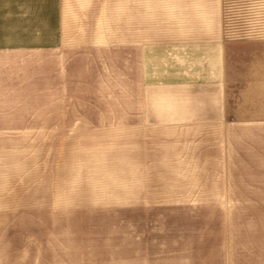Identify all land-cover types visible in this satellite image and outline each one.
Masks as SVG:
<instances>
[{
	"label": "rangeland",
	"instance_id": "rangeland-1",
	"mask_svg": "<svg viewBox=\"0 0 264 264\" xmlns=\"http://www.w3.org/2000/svg\"><path fill=\"white\" fill-rule=\"evenodd\" d=\"M155 2L0 0V264H215L250 228L264 46L225 47L227 115L201 113L154 82L207 60L154 54Z\"/></svg>",
	"mask_w": 264,
	"mask_h": 264
},
{
	"label": "crops",
	"instance_id": "crops-1",
	"mask_svg": "<svg viewBox=\"0 0 264 264\" xmlns=\"http://www.w3.org/2000/svg\"><path fill=\"white\" fill-rule=\"evenodd\" d=\"M155 3L156 10L150 16L154 54L169 52L172 62L189 50L198 53L207 49L206 62L198 59V80L189 68L172 63L178 71L166 78L162 76L166 72H160L162 77L158 79L157 70L153 75L155 84L166 89L200 88V93L208 96L204 104L195 102L201 113L217 111L218 116H226L229 80L232 82L235 76L230 77L233 70L228 73L225 47L264 46V0H164L166 6L162 10ZM189 99L197 101L195 96L190 95ZM191 109L194 106L180 105L177 112L195 113ZM247 202H252L246 210L251 216L250 228L229 233L228 246L222 250L221 245L220 253H215V264H264V197H253ZM178 263L188 264L185 257Z\"/></svg>",
	"mask_w": 264,
	"mask_h": 264
}]
</instances>
